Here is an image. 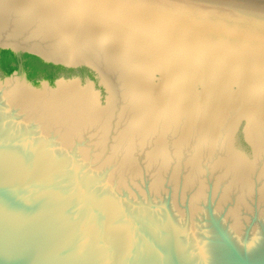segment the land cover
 <instances>
[{
	"label": "water",
	"instance_id": "water-1",
	"mask_svg": "<svg viewBox=\"0 0 264 264\" xmlns=\"http://www.w3.org/2000/svg\"><path fill=\"white\" fill-rule=\"evenodd\" d=\"M0 264H264V0H0Z\"/></svg>",
	"mask_w": 264,
	"mask_h": 264
}]
</instances>
